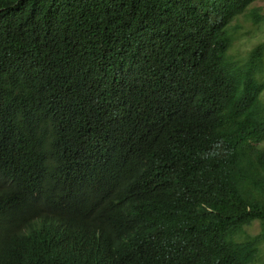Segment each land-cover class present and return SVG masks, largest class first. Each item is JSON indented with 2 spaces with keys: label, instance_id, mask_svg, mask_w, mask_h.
Masks as SVG:
<instances>
[{
  "label": "trees",
  "instance_id": "16d2710c",
  "mask_svg": "<svg viewBox=\"0 0 264 264\" xmlns=\"http://www.w3.org/2000/svg\"><path fill=\"white\" fill-rule=\"evenodd\" d=\"M255 1L0 0V264H259Z\"/></svg>",
  "mask_w": 264,
  "mask_h": 264
},
{
  "label": "rangeland",
  "instance_id": "374dc122",
  "mask_svg": "<svg viewBox=\"0 0 264 264\" xmlns=\"http://www.w3.org/2000/svg\"><path fill=\"white\" fill-rule=\"evenodd\" d=\"M253 9H260V14L264 15V0H256L251 6ZM252 10V9H251ZM241 31H238L239 39L233 43L235 50L241 54L250 50L254 45L264 40V23L254 24L251 17L244 22V26ZM250 233H257L258 226L254 224L250 230ZM259 264H264V247L259 257Z\"/></svg>",
  "mask_w": 264,
  "mask_h": 264
},
{
  "label": "bare ground",
  "instance_id": "6f19581e",
  "mask_svg": "<svg viewBox=\"0 0 264 264\" xmlns=\"http://www.w3.org/2000/svg\"><path fill=\"white\" fill-rule=\"evenodd\" d=\"M264 97V96H263ZM264 99V98H263Z\"/></svg>",
  "mask_w": 264,
  "mask_h": 264
}]
</instances>
